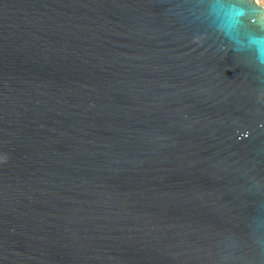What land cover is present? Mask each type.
I'll return each instance as SVG.
<instances>
[{"label":"water","instance_id":"obj_1","mask_svg":"<svg viewBox=\"0 0 264 264\" xmlns=\"http://www.w3.org/2000/svg\"><path fill=\"white\" fill-rule=\"evenodd\" d=\"M0 264H264V6L0 0Z\"/></svg>","mask_w":264,"mask_h":264},{"label":"rangeland","instance_id":"obj_2","mask_svg":"<svg viewBox=\"0 0 264 264\" xmlns=\"http://www.w3.org/2000/svg\"><path fill=\"white\" fill-rule=\"evenodd\" d=\"M257 3H259L260 5L264 6V0H256Z\"/></svg>","mask_w":264,"mask_h":264},{"label":"clouds","instance_id":"obj_3","mask_svg":"<svg viewBox=\"0 0 264 264\" xmlns=\"http://www.w3.org/2000/svg\"><path fill=\"white\" fill-rule=\"evenodd\" d=\"M7 160H8V157H7V155H5L4 160L2 162L7 163Z\"/></svg>","mask_w":264,"mask_h":264}]
</instances>
